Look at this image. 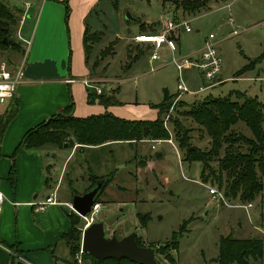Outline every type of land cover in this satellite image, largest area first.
<instances>
[{
	"label": "rangeland",
	"instance_id": "374dc122",
	"mask_svg": "<svg viewBox=\"0 0 264 264\" xmlns=\"http://www.w3.org/2000/svg\"><path fill=\"white\" fill-rule=\"evenodd\" d=\"M172 1L120 0L115 7L105 1L95 5L83 25L92 31H103L104 35L91 49L90 59H94L98 50L111 40L119 37L114 46L123 44L122 38L138 33L140 23L159 25L170 15L175 19L188 20L191 28L190 32L179 28L181 54L199 49L208 34H214L222 60L217 78L210 82L216 84L196 94L183 93L178 99L173 98L168 111L161 116L168 139L143 138L133 143H117L108 145L105 152L93 155L83 154L76 146L75 154L72 153L64 165V159L71 150V141L60 148L47 145L40 150L41 172L51 182L66 169L59 191V194L66 195H69V181L77 193L82 194L89 185L91 174L111 176L92 221L103 223L105 237L115 235L119 239L135 231L139 243L159 252H168L171 259L165 253H155L159 264H218L220 238L260 239L264 243V188L257 198L250 201L252 206L247 209L243 208L247 202L227 200V204H222L211 200L208 190L216 185L201 181L200 162L182 160L183 151L175 140L171 120L177 117L188 129L194 146L208 148L209 137L204 128L178 112L206 96L222 98L236 93L255 98L264 105V0H200L207 1V6L199 14H184L181 8L175 9ZM144 45L128 49L135 56L139 54L130 67L124 65L128 55L115 54L110 60L108 79H116L111 84L120 86L115 94L122 101L156 103L163 99V88L169 94L177 93L178 73L169 63V51L160 49L161 66L154 63L153 67H158L151 71L146 53L148 46ZM12 52L0 47V62L18 66L22 56H13ZM247 65L248 68L236 77V72ZM103 71L93 70L92 75L100 76ZM182 79L193 90L208 83L196 70H185ZM92 80L103 83V93L109 91L105 82ZM178 100L186 104L179 106ZM262 127L264 130V109ZM234 128L251 136L243 123L236 124ZM156 152L162 154L155 157ZM7 158L11 165V158ZM85 159H89L87 164ZM13 169H16V163ZM2 179L0 176V181ZM48 190L45 187V191ZM56 251L59 256L62 253L68 256L64 245L57 246ZM247 264H264V253L259 258H249Z\"/></svg>",
	"mask_w": 264,
	"mask_h": 264
},
{
	"label": "crops",
	"instance_id": "0c3cea01",
	"mask_svg": "<svg viewBox=\"0 0 264 264\" xmlns=\"http://www.w3.org/2000/svg\"><path fill=\"white\" fill-rule=\"evenodd\" d=\"M0 1L18 16V22L12 31L13 40L22 48L24 43L18 36L30 39L24 60L25 76L17 87L15 97L0 106V120H7L0 137V176L3 178L0 186L4 195L0 214V264H16V262L67 264L69 253L61 236L71 225V213L76 212L71 208L70 194H59L66 169L63 173L60 172L56 180L52 179L50 182L41 172V148L15 153L16 147L29 128L59 113L71 99L74 105L72 115L78 118L109 112L118 118L128 120L156 119L157 109L152 108L150 104L161 101L140 103L120 100L115 94L120 86L111 84L116 79H108L107 69L115 54L128 55L124 65L126 68L130 67L139 54L135 56L136 54L128 49L144 45L135 43L132 37L140 33L158 32L163 22L152 26H149L151 23H147L148 25L140 23L138 33L122 38L124 42L119 45L120 47L113 45L110 55L94 65L104 47L110 42H118L119 37L100 48L94 59L89 57L86 64L83 36L88 28H84L83 25L85 17L91 13L95 5L101 1L109 2L108 0H67L70 10L68 18L65 16L63 0ZM167 16L170 18V15ZM88 31L100 33V39L93 44V47H96L104 33L100 30L88 29ZM179 31L180 29L170 36L178 50L180 49ZM144 46H148L146 53L149 57V45ZM162 48L169 51L165 45ZM12 53L13 56L20 55L23 58V49L21 52ZM147 60L151 66H154V63H160L162 57L151 63L149 58ZM98 69H104L103 74L94 77L92 71ZM87 78L101 80L105 82L104 85L108 84L109 91L106 94L113 95L118 103L107 107L96 101L89 103L88 93L95 90L84 85L82 80ZM93 85L103 86V83L96 81ZM162 90L163 96L165 91L168 93L166 88ZM115 144L117 143L110 145ZM76 146L78 144L75 143L65 157L63 165L72 153L75 154ZM7 157L11 158V165ZM15 163L16 169L10 174V169ZM45 187L49 190L45 191ZM49 196L54 198V203L46 204L43 209H39V204ZM60 244L66 248L67 257L64 253L61 256L57 254L56 248Z\"/></svg>",
	"mask_w": 264,
	"mask_h": 264
},
{
	"label": "trees",
	"instance_id": "16d2710c",
	"mask_svg": "<svg viewBox=\"0 0 264 264\" xmlns=\"http://www.w3.org/2000/svg\"><path fill=\"white\" fill-rule=\"evenodd\" d=\"M108 1L115 7L120 0ZM172 2L175 9L181 8L184 14H199L207 6V1L200 0H173ZM63 4L65 16L68 18L70 10L67 0H63ZM17 18L15 12L0 1V47L3 50L10 49L18 53L21 52L22 48L19 43L11 38L13 28L18 22ZM173 18L175 19V16ZM4 37L7 39L8 46H5ZM99 39L100 33L85 30L83 47L86 64H88L89 53L93 44ZM113 45L114 41L104 47L94 65L112 53ZM246 68L248 65L237 71L236 77L241 75ZM175 97V95H169L165 91L161 102L150 104L152 108L157 109V117L154 120L122 119L109 112L85 118L74 117L72 115L74 105L71 99L69 104L59 113L29 128L22 135L15 153L22 149H40L47 145L60 148L64 147L65 143L70 140V148L76 143L80 152L83 154L88 152V154L93 155L101 154L112 143H133V141L136 142L143 138L168 139L169 134L163 125L161 116L168 111ZM87 101L89 103L96 101L104 107L118 103L113 95L102 92L97 94L95 91L88 93ZM178 101L179 106L186 104L182 100ZM263 109L264 105L255 98L246 97L243 93H236L233 96L222 98L206 96L203 100L194 101L184 110L178 112L204 128L209 137L208 148L194 146L191 143L188 129L181 124L177 117L171 120L175 140L179 149L183 151L182 160L200 162L201 181L216 185L215 187L220 191L222 190L228 201L238 200L249 203L257 198L264 188ZM10 113L12 114V112ZM11 114L8 115V118ZM6 121L0 120V137ZM238 123H243L250 131L251 136L235 130L234 126ZM88 162L89 159H85V164ZM12 173L13 168L10 169V174ZM88 179L89 185L84 192L94 186L97 180H105L94 203L102 202L100 197L104 194L112 177L91 174ZM69 184L68 190L71 200L73 195L79 193L72 187L71 181ZM70 216L71 225L61 237L69 253L67 263H76L75 255L80 249L82 235L80 224L83 219L74 212ZM139 218L143 220V218ZM181 226L183 227L184 224ZM136 241L138 245L144 246L139 243L137 238ZM155 250L156 253H165L164 255L171 259L167 251L159 252L156 248ZM263 253L264 243L260 239L237 240L224 237L220 238L218 264H247L249 258H259ZM81 258L83 264H136L125 258L119 260L109 258L100 262L88 253H82Z\"/></svg>",
	"mask_w": 264,
	"mask_h": 264
},
{
	"label": "built area",
	"instance_id": "2783aa9c",
	"mask_svg": "<svg viewBox=\"0 0 264 264\" xmlns=\"http://www.w3.org/2000/svg\"><path fill=\"white\" fill-rule=\"evenodd\" d=\"M227 7H229V5ZM23 18L24 17H22V19ZM181 27L185 30V32L191 31L188 20L182 18L174 19L173 17H170L163 21L162 27L158 32L140 33L132 37L135 43L149 44L150 52L148 58L150 63L161 57L160 49L163 45L168 47L170 52L169 63L173 64L178 73V80L176 84V99L181 97L183 93L196 94L214 86L216 82H210L214 81L217 78L222 63L221 57L219 56L218 51L216 49L217 41L214 40L215 36L213 33L208 34L207 38H205L202 46L199 49L192 51L188 54H181L173 39L170 38L171 34L174 33L176 29H179ZM18 37L24 43V47H22L23 58L20 64L16 67H13L12 65H10L9 62H0V106L15 97L17 87L22 82L25 76L24 60L28 48L30 46V39L21 38L20 36ZM154 69L156 68L153 66L150 67L151 71H153ZM185 70H196L203 77L205 82L208 83L206 85H199L198 88L195 90L189 88L182 79V75ZM82 82L87 87H93L97 94H100L102 92L101 85H93L96 83L94 80L87 78L83 79ZM152 148L155 149L154 144L152 145ZM208 192L211 196V200L220 202L222 204H227V200L223 192L220 191L218 188L209 187ZM3 201L4 195L0 186V214ZM51 203H54V198H52V196H49L43 203L39 204V209H43L46 204ZM251 206L252 204L249 202L244 205L243 208L247 209ZM99 208L100 203H94L92 205L89 215L87 217L82 218L85 221L83 228H85L88 224L93 221ZM82 253L83 252L80 248L79 252L75 255L76 263L67 264H83L81 258Z\"/></svg>",
	"mask_w": 264,
	"mask_h": 264
},
{
	"label": "water",
	"instance_id": "95a60500",
	"mask_svg": "<svg viewBox=\"0 0 264 264\" xmlns=\"http://www.w3.org/2000/svg\"><path fill=\"white\" fill-rule=\"evenodd\" d=\"M5 46H8L7 39L4 37ZM192 148V147H191ZM162 153L156 152L155 157ZM105 180L99 179L94 186L82 194H75L71 199V208L82 218L87 217L95 198L101 192ZM136 232L117 238L115 235L107 238L104 236L103 223L101 221L91 222L82 230L80 248L83 253H88L98 261L105 259L125 258L136 264H159L155 259V248L151 246H140L136 241ZM16 264H23L16 262Z\"/></svg>",
	"mask_w": 264,
	"mask_h": 264
}]
</instances>
